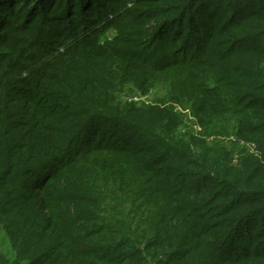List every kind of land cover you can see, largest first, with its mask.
I'll list each match as a JSON object with an SVG mask.
<instances>
[{
    "label": "trees",
    "instance_id": "trees-1",
    "mask_svg": "<svg viewBox=\"0 0 264 264\" xmlns=\"http://www.w3.org/2000/svg\"><path fill=\"white\" fill-rule=\"evenodd\" d=\"M1 234L0 264H264V0H0Z\"/></svg>",
    "mask_w": 264,
    "mask_h": 264
},
{
    "label": "rangeland",
    "instance_id": "rangeland-1",
    "mask_svg": "<svg viewBox=\"0 0 264 264\" xmlns=\"http://www.w3.org/2000/svg\"><path fill=\"white\" fill-rule=\"evenodd\" d=\"M107 36L112 37L113 32L112 31L107 32ZM163 95H164L163 88H162V86L159 85L152 92H149L148 94H146L144 96H142L141 94H131L128 92H124L121 99H122V101L127 102V103L133 102L135 104H142V103L151 104V103H154L156 100H160ZM185 113L187 114V119L189 121H192V122L195 121L189 113H187V112H185ZM195 125H197V124L195 123ZM196 128L197 127L195 126L194 129L196 130ZM211 139H213V138H211ZM238 148L246 150L249 153H255V155H257L256 151H253V146L248 145L246 143H243V142L240 143ZM233 158H234L233 164H236V155H234ZM0 251L7 257L11 256L9 244L6 240V237L3 234H1V236H0Z\"/></svg>",
    "mask_w": 264,
    "mask_h": 264
}]
</instances>
